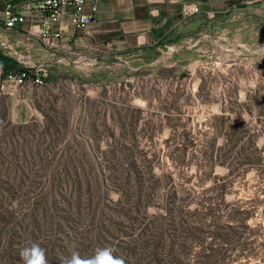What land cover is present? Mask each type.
<instances>
[{
  "label": "rangeland",
  "instance_id": "374dc122",
  "mask_svg": "<svg viewBox=\"0 0 264 264\" xmlns=\"http://www.w3.org/2000/svg\"><path fill=\"white\" fill-rule=\"evenodd\" d=\"M225 19L146 55H69L11 37L2 53L48 82L0 77V264H23L32 241L50 264L105 246L129 261L131 217L160 214L169 194L189 209L245 202L251 264H264V164L224 177L229 168L207 160L227 156L238 136H255L264 158V4Z\"/></svg>",
  "mask_w": 264,
  "mask_h": 264
},
{
  "label": "trees",
  "instance_id": "16d2710c",
  "mask_svg": "<svg viewBox=\"0 0 264 264\" xmlns=\"http://www.w3.org/2000/svg\"><path fill=\"white\" fill-rule=\"evenodd\" d=\"M0 69L1 82L10 74L31 78L35 74L29 69H18L16 61L2 52ZM44 82L48 79L44 78ZM127 111L125 108L124 113ZM252 137L244 143L242 136L229 139L227 156L210 153L207 160L229 168L224 177L240 168L247 171L262 166L264 158L255 146L256 137ZM168 196L170 201L160 204L163 209L160 214H152L142 221L137 215L131 217L132 235L137 236L125 246L130 259L126 264H231L234 261L251 264L257 256L258 247L254 246L257 235L247 223L251 211L244 207L245 202L194 201V207L189 209L191 201H173L174 195ZM141 204L142 201H135V209L140 210ZM260 245L264 246V241ZM119 248L124 249L121 245Z\"/></svg>",
  "mask_w": 264,
  "mask_h": 264
},
{
  "label": "crops",
  "instance_id": "0c3cea01",
  "mask_svg": "<svg viewBox=\"0 0 264 264\" xmlns=\"http://www.w3.org/2000/svg\"><path fill=\"white\" fill-rule=\"evenodd\" d=\"M42 1L0 0V52L5 47L15 48L11 37L27 35L35 39L27 34V30L41 22L43 15L38 6ZM7 4L12 5L17 14L24 15L23 24L4 28L3 12ZM185 4L195 5L199 14L182 17L181 8ZM262 4L264 0H100L90 29L79 32L69 27L50 51L61 49L69 55L75 51L84 54L103 52V56H108L127 48L142 55L154 54L168 45L175 46L179 39L191 35L201 25L212 27L217 21L224 22L230 13ZM68 21V15H64L58 26L66 25Z\"/></svg>",
  "mask_w": 264,
  "mask_h": 264
},
{
  "label": "built area",
  "instance_id": "2783aa9c",
  "mask_svg": "<svg viewBox=\"0 0 264 264\" xmlns=\"http://www.w3.org/2000/svg\"><path fill=\"white\" fill-rule=\"evenodd\" d=\"M100 0H43L38 10L42 13V20L38 25H33L27 30L29 36L34 37L45 46L52 47L57 43L64 30L69 27L74 31L85 32L95 22ZM181 14L184 18H189L199 14V9L193 4H185L181 8ZM68 15V24L58 26L59 20ZM4 28L11 29L16 25L23 24L24 15L17 14L12 5L7 4L3 12ZM45 74L43 71L35 72L31 78L36 86L43 85ZM1 77V70H0ZM24 76L20 74H10L8 79L2 83L19 86L25 82Z\"/></svg>",
  "mask_w": 264,
  "mask_h": 264
},
{
  "label": "clouds",
  "instance_id": "9594fccd",
  "mask_svg": "<svg viewBox=\"0 0 264 264\" xmlns=\"http://www.w3.org/2000/svg\"><path fill=\"white\" fill-rule=\"evenodd\" d=\"M257 143L258 146L264 143V138ZM20 257L23 264H50L46 250L35 241L20 249ZM62 264H126V261L123 257L116 255L112 247L105 246L97 248L94 255L88 257L81 256L78 251L73 250L63 259Z\"/></svg>",
  "mask_w": 264,
  "mask_h": 264
}]
</instances>
